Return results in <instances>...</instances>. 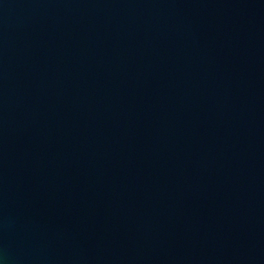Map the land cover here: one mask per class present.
Returning a JSON list of instances; mask_svg holds the SVG:
<instances>
[{
	"label": "water",
	"instance_id": "water-1",
	"mask_svg": "<svg viewBox=\"0 0 264 264\" xmlns=\"http://www.w3.org/2000/svg\"><path fill=\"white\" fill-rule=\"evenodd\" d=\"M0 264H264V0H0Z\"/></svg>",
	"mask_w": 264,
	"mask_h": 264
}]
</instances>
